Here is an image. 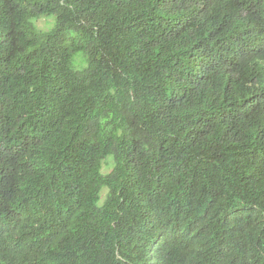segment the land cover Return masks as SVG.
<instances>
[{"label": "trees", "instance_id": "obj_1", "mask_svg": "<svg viewBox=\"0 0 264 264\" xmlns=\"http://www.w3.org/2000/svg\"><path fill=\"white\" fill-rule=\"evenodd\" d=\"M0 264H264V0H0Z\"/></svg>", "mask_w": 264, "mask_h": 264}, {"label": "rangeland", "instance_id": "obj_2", "mask_svg": "<svg viewBox=\"0 0 264 264\" xmlns=\"http://www.w3.org/2000/svg\"><path fill=\"white\" fill-rule=\"evenodd\" d=\"M42 24L45 23L44 21L41 22Z\"/></svg>", "mask_w": 264, "mask_h": 264}, {"label": "bare ground", "instance_id": "obj_3", "mask_svg": "<svg viewBox=\"0 0 264 264\" xmlns=\"http://www.w3.org/2000/svg\"><path fill=\"white\" fill-rule=\"evenodd\" d=\"M257 89V88H256Z\"/></svg>", "mask_w": 264, "mask_h": 264}]
</instances>
